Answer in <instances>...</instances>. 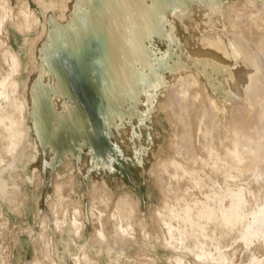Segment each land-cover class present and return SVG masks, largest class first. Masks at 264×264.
I'll list each match as a JSON object with an SVG mask.
<instances>
[{
	"label": "bare ground",
	"instance_id": "obj_1",
	"mask_svg": "<svg viewBox=\"0 0 264 264\" xmlns=\"http://www.w3.org/2000/svg\"><path fill=\"white\" fill-rule=\"evenodd\" d=\"M0 264H264V0H0Z\"/></svg>",
	"mask_w": 264,
	"mask_h": 264
},
{
	"label": "rangeland",
	"instance_id": "obj_2",
	"mask_svg": "<svg viewBox=\"0 0 264 264\" xmlns=\"http://www.w3.org/2000/svg\"><path fill=\"white\" fill-rule=\"evenodd\" d=\"M177 32L179 33L178 37L184 40L185 34L183 33V31L179 28L177 29ZM158 46L161 49L166 50L167 48L166 39L164 38V40H159ZM2 67L6 68L7 66L6 64H4ZM157 123L161 125L158 132H159V135L162 137L163 145H166L167 140H168V132L172 130L174 127L172 125H169L168 127L167 122L163 119V117L161 119H158ZM157 123L155 122V124ZM148 125L151 126V130L155 128V126H153L154 127L153 128L150 123H148ZM102 134H103V141L104 143L109 144L110 152L113 155V157L118 158L120 161H122L123 165L126 168H128V172L130 173L129 176L128 175L126 176V182L128 186L130 187V189L136 192L138 196H140L144 204L146 203L147 205L149 204L148 209L150 210L152 207L155 206V203H156L155 197L157 195L156 188L152 185L151 180L146 177H139V175L136 173L133 164L129 161L128 152L124 144L120 141L118 135L115 134V131L112 127L104 128ZM60 168H62V166ZM148 193H151L153 197L152 198L149 197ZM157 200H158V197H157ZM100 207L104 211L107 210V213H108V209L106 207L104 206H100ZM16 223H18V220L12 219L11 226L13 225L12 227H15ZM33 226L37 229L36 220L33 221Z\"/></svg>",
	"mask_w": 264,
	"mask_h": 264
}]
</instances>
